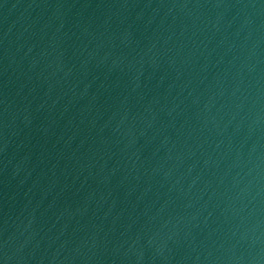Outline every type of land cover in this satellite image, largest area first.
<instances>
[{
	"label": "water",
	"instance_id": "obj_1",
	"mask_svg": "<svg viewBox=\"0 0 264 264\" xmlns=\"http://www.w3.org/2000/svg\"><path fill=\"white\" fill-rule=\"evenodd\" d=\"M0 264H264V0H0Z\"/></svg>",
	"mask_w": 264,
	"mask_h": 264
}]
</instances>
